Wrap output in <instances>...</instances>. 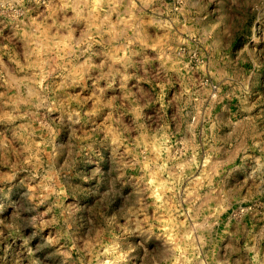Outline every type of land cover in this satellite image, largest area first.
I'll list each match as a JSON object with an SVG mask.
<instances>
[{"label": "clouds", "instance_id": "1", "mask_svg": "<svg viewBox=\"0 0 264 264\" xmlns=\"http://www.w3.org/2000/svg\"><path fill=\"white\" fill-rule=\"evenodd\" d=\"M81 2V15L77 16L72 7L73 0H49L59 10L58 15L52 16L51 23L45 17V12L50 9H45V12L36 9L39 12L37 19L45 17L42 21L46 25L45 33L37 34L30 25L20 21L23 34L13 33L4 37L15 43L8 53L12 59L6 65L7 70L0 68V141H8L14 146L9 154L15 155L21 168L31 164L42 178L51 180L53 174L58 177V225L63 227L66 224L67 227L63 228L60 239L56 241L59 245L57 251L63 256L67 253L70 264H83L84 259L88 264H162L163 253L174 243L172 236L186 233L198 211V197L193 195L191 200L187 199L192 177L182 174L178 168L184 150L179 147L170 150L169 145L159 139V130L168 122L179 123V113L175 108L169 111L160 105L145 108L142 119L138 120L135 107L141 103L147 105L154 99L150 91L147 96L140 91V78L137 77L135 85L137 95L134 104L124 98L119 85L101 89L98 81L103 77L95 69L105 62L107 52L114 47L120 50L132 47L133 51L139 48L138 73L147 72L161 80H170L172 72H175L177 83L183 87L185 70L189 74L207 73L214 68L234 71L232 62L216 44L217 40L223 41L226 49L228 38L223 30L215 38H211L209 33L210 41H199L194 47L190 41L197 37L201 24L199 18L194 22L187 15L183 27H179L180 21L176 19L172 23L165 22V33L151 31L157 25L155 13L159 7L151 16L146 10H140L132 23L141 29L143 37L129 38V27L125 26V13L121 9L124 0ZM153 2L159 4V0ZM36 3L39 4L40 0ZM131 3L139 7L136 0H131ZM244 5L245 0H240L239 4L234 0H221L218 6L235 15L244 9ZM9 7L0 0V8L7 11ZM127 20L131 21V16ZM172 24L177 25L178 31ZM6 27L8 25L0 21V36L4 35ZM258 30L264 32V15H258L252 27L253 39L260 43L264 36L257 37ZM131 31L135 32V28ZM185 32L189 40L180 35ZM169 50V62L173 65L170 70L164 63H157L165 59L161 53ZM4 55L0 48V65L5 64ZM185 59L189 64L195 60V67L184 64ZM9 74L20 81L21 87L11 84ZM29 87L35 89L32 97L27 96ZM184 90L187 91L186 88ZM100 91L107 92L108 99L109 96L116 99L101 107L98 103ZM41 97H44L43 101ZM176 98L174 94L173 101ZM37 104H42V109L37 108ZM219 115L220 122L214 134H205L206 154L222 159L226 165L219 183H239L243 162L234 161L228 145L235 144L244 130L233 131L229 139L227 128L231 123V113L221 112ZM31 129L38 132L39 142L28 135L25 143L31 142L32 149L18 147L22 133L28 134ZM248 134L254 138L264 136V129L256 126L248 129ZM114 135L119 139L114 140ZM155 144L163 145L159 153L153 151ZM37 150L44 153L39 161L33 155ZM255 158V154L249 157L245 153V161ZM153 173L155 183L150 182ZM25 178L34 181L29 184L37 183L31 173L24 175L21 182ZM161 184L163 187L157 200L152 193ZM69 206L73 210L71 222L64 218ZM133 217L135 227H130ZM108 220H112V224H107ZM220 223L218 232L224 229L223 221ZM97 229L107 233L106 239H116L113 229L117 230L119 243L113 251L110 244L97 240L95 254L89 257L84 249L92 239H96L93 233ZM72 236H76L78 241L69 247L68 240ZM229 242L230 238L225 242V248ZM186 251L204 264L199 249Z\"/></svg>", "mask_w": 264, "mask_h": 264}, {"label": "rangeland", "instance_id": "2", "mask_svg": "<svg viewBox=\"0 0 264 264\" xmlns=\"http://www.w3.org/2000/svg\"><path fill=\"white\" fill-rule=\"evenodd\" d=\"M4 2L10 7L7 11L0 8L3 13L0 15V21L8 25L4 29V35L0 36V48L5 53V64L0 65V68L7 70L6 65L12 59L8 53L13 50L15 41L4 37L13 33L22 35L23 25L20 21H23L24 25H30L32 31L37 34L45 33L46 25L42 21L47 17L48 23H51L52 16L58 15L59 10L53 7L49 0H40L39 4L36 0ZM220 2L221 0H203V3L202 0H159L157 4L153 0H136V5L139 6L136 7L132 5L131 0H124L121 9L125 13V26L129 27V38L143 37L141 29L132 23L140 10H146L151 16L157 7V25L151 28V31L159 30L165 33V22L172 23L176 19L180 21L179 27H183L186 15L194 22L199 18L201 29L197 37L190 41L194 47L199 41H210L209 33L211 38H215L216 34L223 30L228 38L227 47L224 49L223 41L220 40H217L216 44L232 62L234 71L214 68L207 73L200 71L189 74L185 70V84L182 87L177 83L175 72H172L170 80H161L147 72L138 73L136 67L141 52L139 48L133 51L132 47L126 50L114 47L107 52L105 62L95 69L103 77L98 81L101 89L119 85L124 98L132 100L134 104L137 95L135 85L137 77L140 78V91L145 96L150 91L154 99L147 105L141 103L135 107L138 120L142 119L145 108L160 105L169 111L175 108L179 113V123L168 122L159 130V139L168 144L170 150L174 151L177 147L184 150L178 168L182 174L192 177L187 199L191 200L193 195L198 197V211L186 233L172 236L174 243L163 253L162 264H189V260L191 264H200L186 249H199L204 264H264V136L254 138L248 134V129L256 126L264 129V39L257 43L252 36V27L257 16L264 15V0H245L244 9L235 15L219 7ZM234 2L239 4L240 0ZM72 7L77 16L81 15V0H73ZM37 8L40 12H45V9L50 11L45 12V17L37 19ZM128 16H131V21L127 20ZM133 27L135 32L131 31ZM172 27L178 31L176 24H172ZM191 27L192 25H189V28ZM180 35L184 40H189L186 32ZM256 36L262 37L264 32L258 30ZM175 46L174 44L173 47ZM170 51L161 53L165 59L157 62L164 63L168 70L173 68L169 62ZM152 54L156 55L155 52ZM204 54H207L206 50ZM184 64H189L188 59L184 60ZM195 64L196 61L192 60L189 67L194 68ZM9 76L12 85L21 87L15 76ZM178 89L180 91H177ZM34 92L35 89L29 87L27 96L32 97ZM174 94L177 97L175 101L172 99ZM107 99V92H98V103L101 107L116 98L109 96ZM43 100L44 97H41V101ZM36 107L42 109V104H37ZM221 112L231 113V123L227 128L229 139L232 138L233 131L244 130L235 144L228 145L232 149L234 161L243 162L244 170L239 183L235 184L218 182L226 165L222 159L206 154L208 146L205 134H214L220 122ZM177 127L179 131H175ZM28 135L39 142L38 132L31 129L28 134L22 133L18 147L32 149L31 142L25 143ZM113 139L118 140L119 137L114 135ZM162 146L153 145L154 153H159ZM12 147L14 146L8 141H0V264H70L68 254L64 253L63 256L57 251L59 245L56 241L60 239L63 228L67 227L66 224L63 227L58 225V177L53 174L51 180L42 178L38 175L36 167L31 164H25L21 168L15 155L9 154ZM245 153L249 157L255 154L256 158L245 161ZM33 155L39 161L44 153L37 150ZM27 173L32 174L37 182L35 185L29 184L34 182L30 178L21 182L20 179ZM155 180L153 173L150 182L155 183ZM162 187L161 184L152 193L157 200L160 199ZM128 214L131 215V211ZM72 216L73 210L69 206L64 212V218L71 222ZM221 221L224 223V229L218 232ZM107 224H112V220H108ZM130 227H135V217ZM213 234H216L215 238H212ZM93 235L96 239H92L84 249L89 257L95 254L94 246L97 245V240L110 244L111 249L116 250L119 243L117 230L113 229V237L116 239H106L107 233L102 229H97ZM229 238L230 242L225 248L224 244ZM77 241L78 238L72 236L68 240V246L71 247ZM83 264H88V260L84 259Z\"/></svg>", "mask_w": 264, "mask_h": 264}]
</instances>
